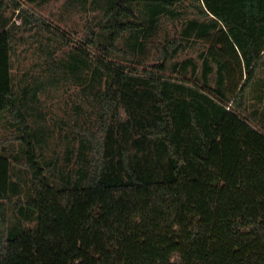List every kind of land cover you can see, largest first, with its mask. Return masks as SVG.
<instances>
[{
	"label": "trees",
	"instance_id": "trees-1",
	"mask_svg": "<svg viewBox=\"0 0 264 264\" xmlns=\"http://www.w3.org/2000/svg\"><path fill=\"white\" fill-rule=\"evenodd\" d=\"M184 1L112 0L104 13L106 42L87 40L109 57L120 50L123 32L141 25L127 20L137 19L134 2L151 4L158 16ZM198 2L205 19H189L183 38L209 44L218 87L209 92L164 74L180 49L175 40L156 70L98 57L108 76L99 126L84 182L72 185L53 183L41 161L16 102L11 30L0 27V114L4 125H21L17 138L31 178L27 198L15 202L20 185L0 152V264H264V130L246 116L264 51V0ZM13 204L34 208L37 217L19 213L37 226L11 233L19 225L11 224Z\"/></svg>",
	"mask_w": 264,
	"mask_h": 264
},
{
	"label": "rangeland",
	"instance_id": "rangeland-1",
	"mask_svg": "<svg viewBox=\"0 0 264 264\" xmlns=\"http://www.w3.org/2000/svg\"><path fill=\"white\" fill-rule=\"evenodd\" d=\"M111 2L3 0L0 8V27L7 26L11 30L16 102L33 128L38 140L37 152L49 178L58 186L83 183L84 172L89 169L91 136L99 126L100 93L108 78L98 68V57L138 67L140 71L156 70L153 66L163 61L165 49L175 40L176 44L180 43V49L171 52L164 74L172 80L202 87L209 92L213 91L210 88L219 85L218 65L205 53L209 44L192 37L190 41L183 38L189 19H205L199 13L198 0L178 3L158 16L152 15L151 4L134 2L132 6L137 19L130 16L127 20H136L141 25L123 32L118 40L120 50L106 57L96 45L107 40L104 13ZM32 15L38 22L32 19ZM88 35L94 38L96 45L89 44ZM187 60L186 68L181 69L178 65ZM121 114L122 120L128 116L125 109H121ZM5 116L3 113L0 119ZM246 116L264 130V57L248 91ZM120 131L117 130L118 135ZM20 135L18 121L12 120L6 125L0 123V152L10 158L11 180L20 185L14 195L15 202L19 198L26 199L31 190L30 171L24 163L25 147L17 138ZM129 148L134 151L133 145ZM21 210L37 217L34 208L13 204L12 208L9 207L11 224L19 225L10 230L11 233L37 226V221L27 218L29 213L24 214L26 217L21 215ZM24 220L27 225L22 224Z\"/></svg>",
	"mask_w": 264,
	"mask_h": 264
},
{
	"label": "crops",
	"instance_id": "crops-1",
	"mask_svg": "<svg viewBox=\"0 0 264 264\" xmlns=\"http://www.w3.org/2000/svg\"><path fill=\"white\" fill-rule=\"evenodd\" d=\"M262 57H264V51H263ZM11 63H12V57H11ZM11 72H12V76H13V64H12ZM255 76H256V75H255ZM249 89H250V87H249ZM249 89H248V90H249ZM2 114H3V113H1L0 116H1ZM3 120H7V117H5V119H2V118L0 119V123H1V125H4Z\"/></svg>",
	"mask_w": 264,
	"mask_h": 264
}]
</instances>
